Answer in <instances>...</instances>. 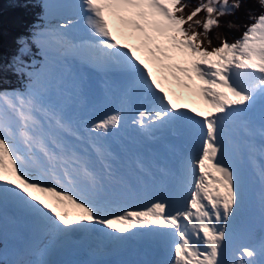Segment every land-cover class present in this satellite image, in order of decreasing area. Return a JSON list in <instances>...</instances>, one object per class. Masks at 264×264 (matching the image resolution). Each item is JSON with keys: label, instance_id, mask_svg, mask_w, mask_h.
Returning <instances> with one entry per match:
<instances>
[{"label": "snow or ice", "instance_id": "1", "mask_svg": "<svg viewBox=\"0 0 264 264\" xmlns=\"http://www.w3.org/2000/svg\"><path fill=\"white\" fill-rule=\"evenodd\" d=\"M258 2L264 9V0ZM80 7L89 13V26L98 38L89 47L104 62L133 73L144 92L133 123L149 133L169 129L180 134V121L187 118L198 129L200 143L184 165L186 175L195 177L187 206L156 200L142 209L113 210L85 153L63 139L66 134L79 140L76 130L56 113L45 125L37 119L35 101L22 97L9 98L0 106V185L7 186H0V200L11 194L57 232L92 224L129 238L140 229L148 234L166 230L175 237L172 264H264V246L244 247L240 257L247 259H228L229 225L243 207L244 194L241 174L227 162L224 144L226 127L235 117L246 115L258 101L264 105V11L240 39L233 43L224 39L209 50L188 22L206 11L203 22L195 21L202 24L206 37L212 26H219V16L240 7V0L232 4L206 0L187 17L177 15L186 7L181 0H82ZM106 12L123 26L119 36ZM169 75L184 88L194 87L206 108L185 112L180 98L164 86ZM8 109L18 114V124ZM121 119V113L112 114L92 123L90 131L107 134ZM78 177L90 191L77 190Z\"/></svg>", "mask_w": 264, "mask_h": 264}, {"label": "rangeland", "instance_id": "2", "mask_svg": "<svg viewBox=\"0 0 264 264\" xmlns=\"http://www.w3.org/2000/svg\"><path fill=\"white\" fill-rule=\"evenodd\" d=\"M44 1L45 2L43 4V8L45 12L43 14V17H45L49 29L45 30V28L47 27H43V26L36 28L37 33L32 38V42L33 41H37V43L40 42L41 34H42L44 38H46L47 47L45 48L43 46L42 48L39 49L37 46H35L34 43L28 40H25V43L27 45V48L30 50V53L34 54L33 55L34 59L32 61L33 66L34 67L37 66L40 68V70L36 71V73H40V72L43 73V80L45 81V84L41 85L42 90H36L34 92H29L28 90H20L16 95H14V92L17 91V89L11 86V79L8 77L10 75L11 68L10 66H7L3 63L2 59L4 57V53H2L0 55V80L2 81L0 83V106H3V102L5 100H9V98H17L16 96L19 95L20 98L21 97L24 98L25 101L28 100L35 101L36 108L39 109V111L36 113L37 119L42 121L45 125H48L51 122L50 114L56 113L58 116L63 117L64 121L69 120L67 124H69L70 127L75 129L77 124L76 118L73 117L69 118L67 114L69 112L71 104L74 103V101L79 100V97H77L74 93H77L78 96H80V94H83L85 91V84H84L85 71H83V69H81L80 71L73 69L70 63L66 64L67 62L66 59L64 60L63 64L59 63L61 58L65 56L68 57L69 55H62V53L60 55L57 54L56 47L60 44H67V47L71 50V53L76 51V48L71 45L72 40L70 39L69 34L63 33L65 34V36H67L68 39L63 38L62 33L58 31H63L64 29H66V28H61L60 25H69L67 28L69 27L71 28L74 25L76 21V15L77 13L80 14L81 7L79 5L71 6L70 3L72 0H68L64 2L63 0L60 1L44 0ZM205 2L206 0H181V3L186 5V7H184L181 13H177V15H184L185 17H187V15H189L196 7H198L201 3H205ZM262 11H264V9L260 7V11L257 14V16L260 15ZM235 15H237V12H235ZM206 17H207L206 11H201L200 13L197 14L196 17L193 18L192 21L188 22V24L192 25L191 30H194L197 33L201 34L198 37V39L203 42L202 47L208 48L209 50H211L212 47L220 46L221 41L224 39H226L229 43L235 42L236 37L244 33L247 27L254 22V19H252L247 21L246 23L238 24L235 29H230L229 27H226L225 25L219 23V26H212L210 31H208L207 36L205 37L203 35L204 29L202 27V24L196 25L195 21L200 20L203 22ZM218 20L221 21V18H218ZM188 24L185 25L186 28H188ZM119 27L123 29V26L120 24V22H117L116 30H113L114 34H117V32L120 30ZM232 31H236L237 35H231ZM66 40L68 41L67 43ZM78 41L79 39L77 38V44L80 45L84 44L83 42H78ZM209 41H211V44H209ZM54 42H56L55 46H53L54 44H50ZM89 42L90 43L88 44L91 45V41ZM22 47H24L23 44L21 45V48ZM63 49L64 48H61L60 51H64ZM65 52H70V51H67L65 48ZM67 66L70 67L69 70H67ZM48 74H50V77L46 78L45 76ZM3 76L8 77V79L4 80ZM54 78L55 79L58 78V79L56 80L55 83H52V80ZM126 90L127 88L124 89V91ZM88 91L89 94H93L95 96V100H99L100 97L102 96L100 95L101 94L100 92H95L91 90L90 87L88 88ZM128 99H129V95H126L125 101H128ZM96 109L98 110V105ZM99 112L101 111H98L97 114ZM84 113H88V112L86 111ZM121 114L122 116H124L123 115L124 113L122 111ZM8 115L10 116V118L14 123L18 124L19 121L17 118L18 117L17 113L13 112L11 109H8ZM122 128H124V123ZM62 136L64 141L68 142L69 140L68 135L62 134ZM103 144L105 145V143ZM112 148L114 147L111 146L110 149ZM89 168L91 169L92 166H89ZM125 192H126V187L124 186H120L116 190L117 195H122ZM17 202L21 204L18 200ZM21 208H23V210L27 215L33 214L23 205H21ZM1 216L2 215L0 213V225L5 224L6 227H10L12 225L16 226L14 233L11 234V238L15 240L16 245L11 243L0 245V258L4 260V258L6 257L7 260L6 264H31V261L32 264H70V262L67 259L64 262H61L59 260L60 258H58V256L65 253L68 254V257L73 264H83V261L86 258H90L91 260L98 259L94 261H88L86 262V264H140V263L142 264L141 257L148 256L147 251H144L145 248L142 249L141 254L139 256V261H140L139 263L138 261L139 252L132 243L130 246H127V249L129 251H123L125 252L124 255L123 253L122 255H120L121 257L114 255L116 252L115 251L111 252V251L112 249L113 250L115 249L116 243H113L112 247H110L111 245H108V240L111 239L113 236L116 238L119 237L120 240L121 239L126 240V239L124 238L125 234L117 235L116 232L111 229L106 228L108 232L107 234L106 232H100L99 231L100 229L96 231L90 225H86L85 227L88 233V237L83 236V238L77 241H74V239L67 241V239H65L64 242L62 240L61 242H58V245L54 247L59 232L55 231L50 226V224L46 225L48 226V229L45 231V233L42 230H40L44 234L42 237H41V232L38 231L40 235L39 238H37L31 235V230L33 229L30 225L31 223L30 219H28L29 222L26 224V229H25L24 223L26 222L25 219L26 217L22 211L18 213L17 218L11 215L10 217H12V219H9L7 216H4V218H2ZM32 219L33 218H31V220ZM39 222H44V220H41L40 218ZM32 223L38 225L37 224L38 221H34ZM262 223L263 220L261 216L252 215L251 222L248 224L249 229L242 231L243 233L242 236L240 231V236L242 239L241 241L242 242L244 241L246 243V247L255 248L259 250L262 246H264V226L262 225ZM231 226H233V223L231 224ZM164 235L167 236V238L169 239L168 237L169 235L167 234L166 230L164 231V234H153L154 238L157 237L162 238L164 237ZM33 237L36 240H40V238L42 240H40V243L38 242L37 244V242H32ZM0 242H2V240H0ZM62 242H63V246L60 247L59 245L62 244ZM65 246L66 249H64ZM103 246L104 249H101V247ZM54 248H56L58 255L53 257L50 254ZM241 250L242 249H236L234 253H236V255L240 257ZM170 257L171 254L167 256V260L170 259ZM241 258L247 259L246 257H241ZM167 260H165L164 264L167 263Z\"/></svg>", "mask_w": 264, "mask_h": 264}, {"label": "trees", "instance_id": "3", "mask_svg": "<svg viewBox=\"0 0 264 264\" xmlns=\"http://www.w3.org/2000/svg\"><path fill=\"white\" fill-rule=\"evenodd\" d=\"M41 0H0V55L5 53L7 55L6 62L11 64L13 60L14 66L10 75L11 86L19 92L20 90H28L34 92L42 90L43 73H36L39 67H34L32 64L33 57L24 51L25 54H17L21 48V41L24 37L30 39L37 28V22H42V4ZM236 0H229V3H235ZM260 11V4L258 0H240V7L234 9L231 13L219 16L221 21L219 23L235 29L238 24L246 23L252 20ZM237 12V15H235ZM231 35H236L234 31ZM237 40V37H236ZM12 51V53H7ZM25 60V61H24ZM53 76V75H51ZM50 77V74L45 76ZM7 80L8 77H4ZM2 81L0 80V83ZM36 88V89H35ZM6 257L4 260L0 258V264H6Z\"/></svg>", "mask_w": 264, "mask_h": 264}, {"label": "bare ground", "instance_id": "4", "mask_svg": "<svg viewBox=\"0 0 264 264\" xmlns=\"http://www.w3.org/2000/svg\"><path fill=\"white\" fill-rule=\"evenodd\" d=\"M55 1V0H54ZM60 1V0H59ZM64 1H68V0H63V2ZM81 3H82V0H72L71 1V6H77V5H81ZM80 9H82V8H80ZM78 22H79V24H78ZM84 25H88L89 26V22H88V20L87 21H84V20H82L81 18H80V14L79 13H77V15H76V21H75V23H74V25L69 29V28H67V29H65L63 32L62 31H58V32H61V33H68L69 34V37H70V39H74V38H76L77 36H79L78 37V39H79V41L78 42H83L84 44L83 45H86V46H90L88 43H90L89 41H92V38L90 37V36H88V35H83L84 33H83V27H84ZM90 27V26H89ZM91 28V27H90ZM114 30H116V29H114ZM65 35V34H64ZM68 42V41H67ZM80 45V44H79ZM66 50L67 51H70V52H66V54H69V53H71V50L66 46ZM86 50H88L87 48H85L84 49V51H86ZM91 51H94L93 49H90ZM75 52V51H74ZM73 52V53H74ZM81 56H83V55H81ZM122 69V68H121ZM123 71H125L124 69H122ZM137 78V77H136ZM94 79H97L95 76L92 78V80H94ZM91 88V87H90ZM91 90H92V88H91ZM89 92V91H88ZM89 94V93H88ZM90 95V97L91 98H93L94 100H95V96L93 95V94H89ZM99 95V94H98ZM100 95H102V94H100ZM96 101V100H95ZM86 112V111H85ZM88 112V111H87ZM95 112H97V109L96 110H94L93 111V113H95ZM89 113V112H88ZM97 118H96V120H97V122L99 121V120H102V117H101V112H99L97 115ZM130 126H133L136 130H142L143 132H145L143 129H141L139 126H137L136 124H134V123H132L131 125L130 124H126V123H124V128H122V132H123V134L125 135V130H126V128L127 127H130ZM154 130H156V129H154ZM110 138H111V146H113L114 147V145H113V143H115V139H114V135H111L110 136ZM116 138V140H119V138L118 137H115ZM93 143L91 142V145H92ZM105 148H107V146L105 147ZM99 152H101V150L99 151ZM249 154L251 155L252 153H250L249 152ZM110 157L112 158V160H114L115 162H117L118 161V156H117V154H116V149H115V147L114 148H112V149H110ZM96 160L97 161H100L101 160V158L100 157H96ZM102 160H104V159H102ZM106 161V160H105ZM109 161V160H108ZM108 161H106V163H108ZM255 164H256V166L260 169V165L258 164V162L257 161H255ZM233 167L234 168H236L237 169V167L235 166V165H233ZM99 168H101L102 170H104V169H107V166H102L101 164H99ZM130 174H135L134 172H130ZM105 177H108V175H105ZM166 189V188H165ZM18 203V202H17ZM17 207H19V206H17ZM32 218V217H31ZM30 218V219H31ZM42 220V219H41ZM45 222V221H44ZM38 225H36V224H34V223H30V225H31V227H32V229L33 230H31V235L32 236H35V237H37V238H39V235H40V233L39 232H41L40 230H42L44 233H45V231L48 229V226H46L45 224H43V223H40V222H38L37 223ZM38 226H39V228H38ZM46 226V227H45ZM85 228V232H84V234L82 235V236H79L78 238H72V237H67L66 239H67V241H70V240H72V239H74V241H77V240H79V239H81V238H83V236H86V237H88V233H87V231H86V227H84ZM39 231V232H38ZM89 231H90V229H89ZM100 232H106L107 234H108V232H107V230H106V227H103V226H100V230H99ZM126 234V233H125ZM44 234L41 232V237L43 236ZM104 235V234H103ZM153 235V234H152ZM85 237V238H86ZM166 237V238H165ZM32 238V237H31ZM112 238H114V236L112 237ZM116 238V237H115ZM157 238H160V237H157ZM164 238V239H163ZM160 239H162V240H168L167 242H169V239L167 238V236H165L164 235V237H162V238H160ZM40 240H42L41 238H40ZM40 240H36L35 238H33V240H32V242H37V244H38V242L40 243ZM65 240V239H64ZM63 240V241H64ZM107 240H108V237H107ZM100 241V240H99ZM121 241V242H120ZM154 241H146L145 243H144V246L142 245V249H144V251H147V253H148V256L147 257H141L142 258V264H164L165 263V260H167V256H169L171 253H168V255L165 257V258H162L158 253H157V251H156V248H157V244L155 243ZM112 244L113 243H109V240H108V245H111L110 247H112ZM67 245V244H66ZM90 245V244H89ZM131 245V243H129L128 241H126V240H124V239H121V240H119V242H117L116 244H115V249L113 250L112 249V251L111 252H113V251H115L116 253L114 254V255H116V256H118V257H121L120 255H122V253H123V255H124V253L125 252H123V251H129L128 249H127V246H130ZM60 247H62L63 246V243L62 244H60L59 245ZM84 246H86V245H84ZM146 246V247H145ZM69 248H71V247H69ZM64 249H66V246L64 247ZM101 249H104V246L103 247H101ZM99 250V249H98ZM97 250V251H98ZM57 251V250H56ZM101 251V250H100ZM143 251V252H144ZM102 252V251H101ZM152 256V257H151ZM171 257H172V255H171ZM171 257H170V259H171Z\"/></svg>", "mask_w": 264, "mask_h": 264}]
</instances>
